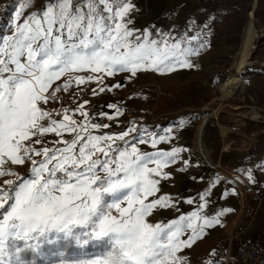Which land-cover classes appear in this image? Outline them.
<instances>
[{"label":"snow or ice","instance_id":"obj_1","mask_svg":"<svg viewBox=\"0 0 264 264\" xmlns=\"http://www.w3.org/2000/svg\"><path fill=\"white\" fill-rule=\"evenodd\" d=\"M34 4L17 0L0 27V264H187L183 251L221 223L222 213L204 214L210 193L190 214L151 222L159 210L179 211L157 194L181 149H159L168 136L131 124L103 131L111 124L98 121L122 115L119 106L106 105L115 116L90 113L75 93L98 97L124 86L106 83L117 75L194 67L204 28H138L135 0ZM247 178L254 182L251 170ZM218 256L213 249L205 264H222Z\"/></svg>","mask_w":264,"mask_h":264},{"label":"rangeland","instance_id":"obj_2","mask_svg":"<svg viewBox=\"0 0 264 264\" xmlns=\"http://www.w3.org/2000/svg\"><path fill=\"white\" fill-rule=\"evenodd\" d=\"M41 2L43 0H35L30 10L38 8ZM16 4L17 0H0L3 5L0 27L8 24ZM249 21H253L257 34L248 57L240 61V45ZM153 24L164 30L171 28L174 33L192 25L190 34L199 32L196 27L199 25L204 28L205 46L192 58L194 67L175 72L182 83H174L172 73L154 72H141L132 79H128L127 74L117 75L113 83L107 80L108 84L119 81L124 85L118 89L121 96L115 103L123 114L114 126L103 131L119 133L131 124L146 134L169 137L157 148L181 149L177 164L165 169L171 176L162 180L157 194L179 201V211L159 210L150 218L151 222H166L174 213L190 214L204 202L200 196L205 192L210 194L204 214H225L233 207L239 214L241 206H246V195L249 200L254 190L264 185V171L257 167L264 162V0H170L145 27ZM212 83L219 87H213ZM226 83L231 86L229 90L223 87ZM237 109H249L253 115L250 119L241 117ZM114 113L112 109L109 114ZM204 120L206 123H202ZM199 126L205 128L206 145L213 163L203 162L196 156L202 144L196 136ZM226 142L230 144L228 149H224ZM144 146L145 151L156 150L151 145ZM226 167L232 173L226 171ZM15 170L26 171L23 167ZM247 170H251L254 182L247 178ZM188 199L194 203H184ZM250 205L251 199L247 206ZM245 222L240 236L247 243ZM229 235V230L220 231L218 225L206 229L202 238L182 255L187 264H205L209 253L216 249L219 253L216 258L223 263L230 247L235 261L232 264H242L240 254L245 244L234 238L229 245ZM220 241L226 242L225 249L220 247Z\"/></svg>","mask_w":264,"mask_h":264},{"label":"crops","instance_id":"obj_3","mask_svg":"<svg viewBox=\"0 0 264 264\" xmlns=\"http://www.w3.org/2000/svg\"><path fill=\"white\" fill-rule=\"evenodd\" d=\"M135 2L138 4L139 8L141 9L140 13L137 16L136 27L143 28L145 27L146 23L151 24L153 18L156 17L158 13L167 6L170 0H135ZM183 70H186V68L179 69L175 72L181 73L183 72ZM175 72H173L172 74L170 73L171 76H174L173 77L174 83H182V80L180 81L177 79V75L175 74ZM114 80H115L114 77L108 78V81H110L111 83H113ZM113 115L115 116V113ZM118 117L119 116H116L115 119L112 121L107 120L106 123H110L111 126H114L115 123L118 122ZM77 119H80V117L77 116ZM141 147L143 149L145 146L142 145ZM225 169L226 171H229L230 173H232L228 167H226ZM263 196H264V185L257 187L254 190L253 194L249 196V200H248V194L246 195V206L245 208L241 206L239 214H238V210H236V208L233 207L232 209L228 210L225 214L219 215L218 218L221 223L218 226H219L220 231L227 232V230H229L230 234L231 233L234 234L236 232L237 226L240 223L245 222V219L247 217V208H248L247 204H248V201L250 202V199H251L250 212L248 214L249 217L247 218L245 222L246 236L249 242L254 241L258 243L261 246L262 250L264 251V200H263ZM173 216L174 218L178 217V215L174 213L171 219H173ZM232 253L233 252L231 250V254Z\"/></svg>","mask_w":264,"mask_h":264},{"label":"built area","instance_id":"obj_4","mask_svg":"<svg viewBox=\"0 0 264 264\" xmlns=\"http://www.w3.org/2000/svg\"><path fill=\"white\" fill-rule=\"evenodd\" d=\"M215 85L216 83H212L213 87ZM216 86L219 87V85H216ZM62 95L64 97L62 101L64 106L69 107V108H75L77 106V100L71 99L67 93L62 94ZM75 95L79 99L80 102H82L85 99L90 101V103L86 105V108L90 113H99V112L110 113L112 109L106 107V105L115 104L116 101L120 98L121 93H120V90H114L113 92H106V93L101 94L98 97H94L90 93L86 95H82L79 91H77ZM49 107L56 109L59 106L56 104H50ZM106 121H107L106 118H102L98 122L106 123ZM158 127L159 125H157V129ZM235 178L239 182L238 184H241L243 186L241 179L236 176ZM247 212H248V208H247ZM249 212H250V207H249ZM243 224L244 223L239 224L236 232L234 234L231 233L229 235V237L227 238L228 244L230 245V243H232L234 238L240 241L239 243L245 244L240 254V260L242 264H264V251L262 250L261 246L254 241L245 243L243 238L240 236L243 230ZM219 245L222 249H225L226 242L220 241ZM234 262H235L234 259H232V263Z\"/></svg>","mask_w":264,"mask_h":264},{"label":"bare ground","instance_id":"obj_5","mask_svg":"<svg viewBox=\"0 0 264 264\" xmlns=\"http://www.w3.org/2000/svg\"><path fill=\"white\" fill-rule=\"evenodd\" d=\"M256 32H257V29H256V26L254 25L253 21H249V23L246 25L245 33H244V36H243L244 38H243V41H242V43L240 45V50H239L240 61L244 60L245 57H248V54L247 53L254 46L253 39H254V37L257 34ZM250 62H253V61H250ZM223 87L226 90H229L231 88V86H229L227 83L226 84H223ZM236 112L239 113V115H241V117H248L249 119L253 115L251 113L252 111H250L249 109H239V110L237 109ZM204 122H205V120L202 123H204ZM196 136L202 142L201 146L196 151V156L197 157H201V159H202L203 162H206L208 164L213 163V158H212L209 150L207 149L206 136H205V128L203 126H199L198 127V129L196 131ZM229 146H230V144L228 142H226V145H225V148L224 149H228ZM232 259L233 258H232V254H231V248L229 247L228 253H226L222 264H232Z\"/></svg>","mask_w":264,"mask_h":264},{"label":"trees","instance_id":"obj_6","mask_svg":"<svg viewBox=\"0 0 264 264\" xmlns=\"http://www.w3.org/2000/svg\"><path fill=\"white\" fill-rule=\"evenodd\" d=\"M3 7V5H0V8H2Z\"/></svg>","mask_w":264,"mask_h":264}]
</instances>
